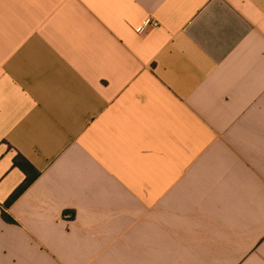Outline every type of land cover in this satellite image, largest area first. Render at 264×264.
<instances>
[{
  "label": "crops",
  "instance_id": "crops-1",
  "mask_svg": "<svg viewBox=\"0 0 264 264\" xmlns=\"http://www.w3.org/2000/svg\"><path fill=\"white\" fill-rule=\"evenodd\" d=\"M0 264H264V0H0Z\"/></svg>",
  "mask_w": 264,
  "mask_h": 264
},
{
  "label": "trees",
  "instance_id": "trees-1",
  "mask_svg": "<svg viewBox=\"0 0 264 264\" xmlns=\"http://www.w3.org/2000/svg\"><path fill=\"white\" fill-rule=\"evenodd\" d=\"M14 164L16 167H19L24 171L27 178L22 186H20L5 203L4 209L9 208L39 176V172L20 155L15 158ZM3 218L9 223L13 222V220L6 214L5 211H3Z\"/></svg>",
  "mask_w": 264,
  "mask_h": 264
},
{
  "label": "built area",
  "instance_id": "built-area-1",
  "mask_svg": "<svg viewBox=\"0 0 264 264\" xmlns=\"http://www.w3.org/2000/svg\"><path fill=\"white\" fill-rule=\"evenodd\" d=\"M148 26H152V27H154V28H158V27H159V23L156 22V21H154V20H152V19H150V20H148V21L144 24V26H142V27L139 29V33H143V32H145V29H146V27H148Z\"/></svg>",
  "mask_w": 264,
  "mask_h": 264
}]
</instances>
